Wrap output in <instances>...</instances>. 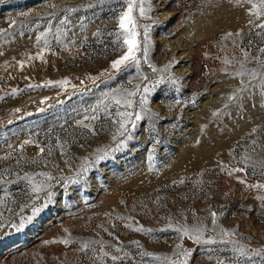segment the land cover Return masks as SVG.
Listing matches in <instances>:
<instances>
[{
	"label": "rangeland",
	"instance_id": "374dc122",
	"mask_svg": "<svg viewBox=\"0 0 264 264\" xmlns=\"http://www.w3.org/2000/svg\"><path fill=\"white\" fill-rule=\"evenodd\" d=\"M142 6L116 71L125 0H0V264H264V4Z\"/></svg>",
	"mask_w": 264,
	"mask_h": 264
},
{
	"label": "snow or ice",
	"instance_id": "6c2138e0",
	"mask_svg": "<svg viewBox=\"0 0 264 264\" xmlns=\"http://www.w3.org/2000/svg\"><path fill=\"white\" fill-rule=\"evenodd\" d=\"M126 4H127V11L124 12L123 14L120 15L119 17V29L121 30L120 33H118V35H123L124 39H123V44L127 45V51L124 53V55H122L119 59H116L112 62L111 67L116 70L119 71L120 67L122 65L125 66H135L137 68V70H139V65H140V60L141 58L145 59V62H147L146 58L148 56V47H149V39H148V32H147V27H145V32H144V42H143V48H142V57H138L137 56V52L140 50V44L138 43L136 37L138 35V33L136 32V18L133 16V9L134 7L138 8L139 11V15L141 17H145L146 16V12H145V8L142 6L143 5V0H140V3L137 4L136 0H125ZM261 4H264V0H260ZM253 7H257L256 4H253ZM65 21L62 20L61 23L63 24ZM261 28H264V25H260ZM231 35V34H229ZM40 39V38H38ZM260 51L262 53H264V48L260 49ZM42 58V57H41ZM29 59H31V57H29ZM21 67H23V64L21 63ZM167 69H161L159 71H166ZM153 71H157L156 68H153ZM238 75H244V73H238ZM253 78H255L256 73H252ZM146 79V77H143ZM68 81H63L60 82L61 86L63 84H67ZM172 83H176L175 80L172 81ZM135 91H126L123 93H120L119 95L113 96V99L115 100V102L117 104H122L123 106L127 107V108H131L132 107V100L129 99V97L135 96L137 91L140 90L139 85L135 86ZM15 89L13 90V93H15ZM144 92H148L149 90L147 88L143 89ZM139 103L143 106L146 103V100L142 97L139 101ZM118 116L122 117V119L118 120V121H114L115 123L119 124V134L121 136H124V134L128 131V128L126 127V124L131 122L133 115H135V119L139 120L140 114L139 113H135L133 114L132 112H118L117 113ZM85 119H96L95 116L92 117H85ZM133 127H135V125H132ZM130 138V137H128ZM25 143H28L27 141ZM41 153L44 152V149L41 148L40 149ZM103 157H97V159H102ZM149 159H151V157H149ZM242 169H237V171H241ZM78 175H82L78 174ZM56 179L53 176H46V180H53ZM76 181H69V183H75ZM241 183H244V181H240ZM252 187L255 188H264V185H253ZM50 185L47 183H42L40 185H36V184H32V193L36 195V197L38 198V194L40 192H44L45 193V198L46 199H50L52 197V192L49 190ZM259 199H264L261 197H258ZM39 209L37 207H33L32 211L35 214ZM212 224L215 226L216 225V213L213 212L212 214ZM21 227L23 226V224L20 225ZM137 231H144V229L142 228H138L136 229ZM178 233H182L185 236H188L190 239H193L196 243H200L201 242V238L203 235V229L202 228H196V229H189L187 227H177L175 229ZM221 233H223L224 235H232V233H228L225 232L223 229L220 230ZM206 243H215L214 240H207L205 241ZM64 243H68L67 241H64ZM177 247H180L179 245ZM240 253L243 255L244 254V249L240 248L239 249ZM143 255H148L147 253H143ZM184 255H187V253H184ZM257 255H259V253H257ZM113 261H116L118 259V257H112ZM219 264H222V262H219Z\"/></svg>",
	"mask_w": 264,
	"mask_h": 264
}]
</instances>
